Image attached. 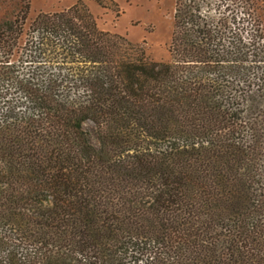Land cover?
Returning a JSON list of instances; mask_svg holds the SVG:
<instances>
[{"label": "trees", "instance_id": "trees-1", "mask_svg": "<svg viewBox=\"0 0 264 264\" xmlns=\"http://www.w3.org/2000/svg\"><path fill=\"white\" fill-rule=\"evenodd\" d=\"M205 2L171 62L83 2L5 23L0 264H264V28Z\"/></svg>", "mask_w": 264, "mask_h": 264}, {"label": "rangeland", "instance_id": "rangeland-1", "mask_svg": "<svg viewBox=\"0 0 264 264\" xmlns=\"http://www.w3.org/2000/svg\"><path fill=\"white\" fill-rule=\"evenodd\" d=\"M243 1L247 7H239ZM79 2L88 6L100 30L121 35L141 46L154 61H173L170 47L175 30L177 0H0V35L5 23L14 21L26 3H29V11L21 44L38 14L68 9ZM245 11L250 14L245 15ZM202 12L227 17V29H244L246 39L251 35L252 25L243 23L245 18L250 21L257 19L264 28V0H206L202 4ZM1 50L0 44V67L5 63ZM85 127L91 130L94 125L88 122Z\"/></svg>", "mask_w": 264, "mask_h": 264}]
</instances>
